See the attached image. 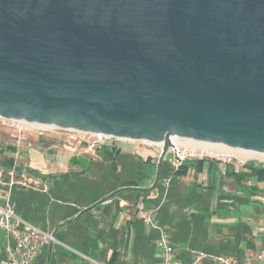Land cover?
<instances>
[{
  "label": "water",
  "instance_id": "95a60500",
  "mask_svg": "<svg viewBox=\"0 0 264 264\" xmlns=\"http://www.w3.org/2000/svg\"><path fill=\"white\" fill-rule=\"evenodd\" d=\"M0 117L264 153V0H0Z\"/></svg>",
  "mask_w": 264,
  "mask_h": 264
},
{
  "label": "crops",
  "instance_id": "0c3cea01",
  "mask_svg": "<svg viewBox=\"0 0 264 264\" xmlns=\"http://www.w3.org/2000/svg\"><path fill=\"white\" fill-rule=\"evenodd\" d=\"M8 145L14 149L3 155L13 156L15 171L48 189L12 187L6 172L13 165L0 162V204L10 190L17 213L63 243L44 245L32 264H162L147 213L182 262L194 249L243 261L264 255V174H249L238 161L196 159L175 173L167 161L151 188L157 146L106 141L97 157L73 155L61 147L60 133L34 132L19 143L2 142L0 150Z\"/></svg>",
  "mask_w": 264,
  "mask_h": 264
},
{
  "label": "built area",
  "instance_id": "2783aa9c",
  "mask_svg": "<svg viewBox=\"0 0 264 264\" xmlns=\"http://www.w3.org/2000/svg\"><path fill=\"white\" fill-rule=\"evenodd\" d=\"M0 119L15 123L8 130L10 137L15 138L18 143L25 139L26 132H29L28 128L19 126L17 120L2 117ZM36 128L42 130L40 132L41 135L60 133L61 147L73 155L97 157L98 149L106 141L127 142L132 144L134 149L157 146V155L159 156L161 153V144L148 140H124L101 132L68 130L51 126ZM170 140L171 143L164 159L168 161L172 171L179 169L186 161L202 158L212 159L225 164L238 161L245 165L250 162L249 160L253 154L252 152L236 147H228L220 143L195 141L179 137H171ZM168 153L170 154L169 157L167 156ZM14 166L15 164L6 172L9 177V184L12 187L19 186L37 191L48 189L47 182L36 180L24 171L16 172ZM2 175L3 172L0 169V180H2ZM169 183L170 177L162 181L165 189ZM10 195V190L4 192L5 203L0 204V264H32L36 257L39 256L44 245H62L63 243L53 232L44 230L21 217L16 212L14 205L11 204ZM144 218L158 230L155 245L160 252L162 264H264V255L243 261L236 255L209 253L197 249L191 250L188 260L182 262L169 245L167 232L154 223L152 214H144Z\"/></svg>",
  "mask_w": 264,
  "mask_h": 264
},
{
  "label": "rangeland",
  "instance_id": "374dc122",
  "mask_svg": "<svg viewBox=\"0 0 264 264\" xmlns=\"http://www.w3.org/2000/svg\"><path fill=\"white\" fill-rule=\"evenodd\" d=\"M4 122V123H3ZM18 125L21 127H25L29 129V132H34L37 134H41L40 132H42V130H39L38 128H36V126H32L29 123L23 122V121H18ZM15 123H12L10 121H2V119H0V145L2 144V142H10L12 140H15V138L10 137L9 136V128L12 126H14ZM116 142H120V141H116ZM169 153L167 154V156L169 157ZM253 156V157H252ZM251 156V159L249 161L251 162H255L258 165H264V156L257 154V153H253ZM260 158V159H259Z\"/></svg>",
  "mask_w": 264,
  "mask_h": 264
},
{
  "label": "trees",
  "instance_id": "16d2710c",
  "mask_svg": "<svg viewBox=\"0 0 264 264\" xmlns=\"http://www.w3.org/2000/svg\"><path fill=\"white\" fill-rule=\"evenodd\" d=\"M38 141H40L41 143H44L43 140L39 139ZM14 149V146L12 145H8L6 146L4 149H1L0 150V154H2V159H1V164L2 166L6 169V168H9L13 165L14 163V158L13 156H7V155H3L4 154V151L5 150H8V151H11ZM190 161H193V160H190ZM167 162L166 159H164L162 161V164H161V171H162V168H163V165L164 163ZM186 162H189V161H186ZM185 163V162H184ZM246 167L249 168L250 172L249 174H252V175H262L264 174V165H258L256 164L255 162H248L245 164ZM181 169V167L179 169H177L176 171H173L174 173L175 172H178L179 170ZM161 171H160V180H161ZM171 172V170H170ZM15 188H24V187H19V186H16ZM17 212V211H16Z\"/></svg>",
  "mask_w": 264,
  "mask_h": 264
},
{
  "label": "bare ground",
  "instance_id": "6f19581e",
  "mask_svg": "<svg viewBox=\"0 0 264 264\" xmlns=\"http://www.w3.org/2000/svg\"><path fill=\"white\" fill-rule=\"evenodd\" d=\"M31 125H33V126H36V127H45L46 125H39V124H31ZM253 153V152H252ZM255 153H257V154H260V155H263L264 156V153H262V152H255ZM253 157V156H252ZM260 159V158H259Z\"/></svg>",
  "mask_w": 264,
  "mask_h": 264
}]
</instances>
